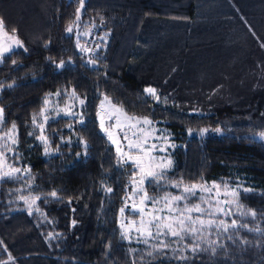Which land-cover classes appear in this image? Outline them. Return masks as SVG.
Masks as SVG:
<instances>
[{"label":"trees","instance_id":"trees-1","mask_svg":"<svg viewBox=\"0 0 264 264\" xmlns=\"http://www.w3.org/2000/svg\"><path fill=\"white\" fill-rule=\"evenodd\" d=\"M38 1L34 6L36 0H0L4 28L9 33L15 29L13 34L23 43V48H14L0 61L2 125L15 123L14 165L29 170L27 175L0 180V264H264V232L248 230L264 229V139L259 137L264 132V35L249 36L246 43L222 44L220 39L215 42L217 38L197 40L200 32L194 29L196 24H203V31L208 25L233 29L238 19L231 16L245 13L244 7L236 0H85L76 21L79 0H47L43 28L32 38ZM69 25L72 33L66 31ZM81 29L104 37L99 42L106 45L103 55H88L96 60L94 65L77 47ZM132 29L136 33L132 51L118 66L111 51L121 49ZM154 33L159 38L155 46ZM160 40L174 43L173 47L160 46ZM187 40L193 42L188 51ZM237 50L243 52L231 59ZM168 57L185 58L184 67L190 71L202 66L208 75L217 70L222 75L204 77L200 83L192 79L190 97L183 93L172 100H156L144 93V86L162 82L171 90L177 86L169 69L166 75L153 73L165 69ZM143 61L140 73L142 68L136 65ZM180 67L179 62L174 64L173 74ZM229 72H241L244 78H230ZM54 92L59 93L60 104L69 95L85 103L79 118L48 119L45 154L44 144L36 139L33 117L37 118L45 96ZM102 96L127 115L147 117L169 132L174 148L168 178L249 188L252 191L240 200L245 211H256L255 218L239 215L238 225L246 228L219 232L215 255L208 243L201 246L208 251L188 253L189 259L181 262L131 253L117 218L134 168L121 162L99 129L96 108ZM145 187L149 193L163 190L151 182ZM53 191L55 198L50 195ZM21 196L40 197L31 215Z\"/></svg>","mask_w":264,"mask_h":264},{"label":"rangeland","instance_id":"rangeland-1","mask_svg":"<svg viewBox=\"0 0 264 264\" xmlns=\"http://www.w3.org/2000/svg\"><path fill=\"white\" fill-rule=\"evenodd\" d=\"M41 1V5H38L37 9V15H38V19L36 21V23H34L32 26L34 31V36L32 35V38H36L38 36V31L41 32V29L43 28V24L46 20L45 18V13H46V9H47V0H40ZM43 2V3H42ZM236 2L238 3L237 6H242V8L244 7V11H246L245 13H238L237 16L235 17L234 15L231 16L233 18H236L238 20H236V25H233L234 27H232L233 29H224L222 28V31L220 30V27L218 26H214L215 28H212L211 26L208 25V27H205L204 31H203V24L198 25L196 24V26L194 27V29L198 28V32H200V35L195 36L196 39H200V40H204L209 38V40L212 39H216L215 42H217V40L220 39V41L222 42V44H232V43H246V40L249 39V36H257L259 34L264 35V0H236ZM27 3V1H26ZM25 3V4H26ZM39 3L38 0H36V2H33L34 6L37 5ZM16 6L19 5V3H14ZM23 7V5H21L19 8H17V10L20 12V9ZM224 7V6H223ZM26 6L23 8V14L26 15L28 12L25 9ZM241 9V8H240ZM22 10V9H21ZM217 14H221L220 11H217ZM215 12V15H217ZM243 14V15H242ZM219 15H217L219 17ZM248 16L249 18H247L246 16ZM44 16V17H43ZM194 25V24H193ZM227 25V24H226ZM203 31V32H202ZM9 33V32H8ZM84 33H89V31H87L86 29H81L80 32L77 33V37L79 40V44L81 47L83 48H87V49H91V51H84L85 55H86V60L90 65H94L96 63V60H92L90 59L89 56L94 55V56H99L101 55L105 49H106V45H103V43H99L100 40H102L104 37H100V35L94 36L92 33L85 35ZM9 34H13V33H9ZM136 33L135 30H131L130 31V35H128L127 40L125 41L124 45L121 47V49H117L115 51H111L110 56L113 54H115L114 56H112V59H114V64H117L118 66L120 65V62L123 61V57L124 55L128 54L130 51H132L131 49V39H133L135 37ZM252 36V37H253ZM131 37V38H130ZM251 37V39H252ZM0 38H2V33H0ZM152 39V38H150ZM158 36L153 35V40H151V44L154 45V41L156 42L155 44L158 45L157 41H158ZM104 40V39H103ZM193 42L195 40L191 39ZM191 40H187L186 42V50L188 51L189 49H191V46L193 45V42ZM182 41V40H180ZM180 43V42H179ZM105 44V43H104ZM174 43H169V42H165L164 40H160L159 41V45L162 46L164 45L165 48L169 47H173ZM97 45H100L99 48H97ZM155 46V45H154ZM163 46V47H164ZM16 48V47H15ZM168 49V48H167ZM243 51H235L232 55L231 54V59L235 58V56L239 53H242ZM103 55V54H102ZM101 55V56H102ZM234 56V57H233ZM185 59V58H184ZM181 59V61H176V60H172L171 57H168L167 60L165 61V69H158L156 68L158 71H153V73L155 75H166L167 73L165 72L166 68L169 69V71L171 72V75H173L175 77L174 82L176 83V87L173 88V90H171V88H168L166 86L165 82H162V84H159L158 86H152V85H146L144 86L143 90L144 93L149 95L150 97L156 99V97H154L153 95L145 92V89L147 88H154L156 90L157 96H159L160 100H164V99H171L173 97H176L177 95L182 96L183 93H186L187 96H185L184 98L190 97L192 96V94H190L191 90L193 88H191V86H188V83L191 81L192 79L194 81H197V83H200L202 81H205V79H203L204 77H213V76H219L222 75L221 72H219V70H217L216 72H212V73H208L204 71V69L202 68V66L199 68V70L196 71H190L187 69V66L184 67L185 64V60ZM231 59L228 60V62L230 63ZM196 60V59H195ZM236 60V58H235ZM238 60V59H237ZM91 61H95V63H91ZM174 61H176L175 63H173ZM199 61V60H197ZM196 61V62H197ZM146 61L141 62V64H138L136 66H140V68L138 70H140V73H144V65H142L143 63H145ZM178 62L180 63L181 67L178 68V70L180 72H178L177 74H173V69H174V64H178ZM233 62V60H232ZM187 63V62H186ZM112 64L113 67L117 66ZM155 69V68H154ZM153 70V69H152ZM231 74V75H230ZM225 75V74H224ZM210 76V77H209ZM228 77H232L233 79H241L244 78V76L241 74V72H239L238 74H233L231 72L228 73L227 75ZM230 77V78H231ZM238 77V78H237ZM180 84L184 85L185 87H181ZM247 89L252 90V87H248ZM198 90V89H196ZM194 90V91H196ZM201 90V89H200ZM210 90V89H209ZM207 90L205 94H209L210 91ZM57 96L56 93H49L45 96V98L43 99V106L41 108V110L43 108H45V104L44 101L45 99H47L49 101L48 105H47V110L42 114L41 110L39 111L37 118H36V122L33 123L35 130L38 132L37 137L40 135V129L37 127L38 124H43L44 123V115H47L49 118L56 116L57 113H59V115H63L66 117H76L79 118L81 115V104H80V100L79 98H77L74 95H69L68 98L65 100V102L63 104L58 103L57 101ZM201 96V95H200ZM158 100V99H156ZM230 101H235L234 98H230ZM103 105V106H102ZM118 110H122L119 106L112 104L108 99H105V96H102L97 104V108H96V119L98 122V126L99 129L101 130V132L105 135V137L107 138V140L109 141V143L113 146V148L115 149L119 159L121 160V156L120 154L117 152V147H122L124 152H128L130 151L128 149V141L124 140V132H121L119 130V128L117 127V119L116 117L120 118V122L121 123H125V118H124V111H118ZM71 111L73 113H75L76 115H65L64 113ZM130 116V115H128ZM111 117V118H110ZM101 119H103L104 121V125H105V130L101 129ZM12 125H9L7 127L3 126L2 123H0V137H4V139H0V146L4 145L6 142L14 149L15 146L17 145V143L15 145H11L10 141L7 140V136L6 134L9 132V130L11 129ZM140 129H143V133H147L146 139H147V144L145 145V147L147 148H151L152 145L156 146L157 150H154L152 152V155L157 157V159L160 158H167V159H171L172 161V165H173V159L171 156V151L174 148V143L171 140L170 134L169 132L164 129L163 127H161L160 125H158L155 122H152L150 125H145L143 123H141L140 125L137 126ZM111 131L113 138L118 140V143H113L111 140H109L108 135H107V131ZM136 129H132V131H135ZM125 131H128V129L126 128ZM143 133H141V137L144 138ZM128 135L129 137H131V131H128ZM36 137V139H37ZM16 139H17V135H16ZM40 141V140H39ZM173 145V146H170ZM161 148H165L166 151H159V149ZM6 155H7V165H12L14 167H18L16 165H14V160L12 158L13 153L12 152H7V150L5 149ZM15 152V149H14ZM133 155H137V150L132 149L131 150ZM128 163H131L133 168H134V173H137L136 175V180H139V174L137 172V169L134 167L132 161H129ZM172 167V166H171ZM168 168L166 171L171 169ZM9 168L8 167H4L2 169V171H8ZM133 173V174H134ZM133 174H132V178L129 180L128 182V187H127V191H126V195L124 198V204L121 208L125 207V200L127 199L128 196L132 195L133 192V187L135 186L133 184ZM21 175V173H20ZM168 175L165 172V178L164 180H162L161 182L157 183L156 181H151V183L155 186L156 189H163L162 191H158L155 193H148V195L150 197H153L155 199H160L161 197L170 194V195H183V187L185 185L187 186H191L193 184L196 185H202L204 187L207 188H212L213 184H218L220 185V189H219V195H216V191L214 190L213 193L210 195L209 193L206 192H200L197 191V195L195 197H189L187 203L189 204H195V203H200L201 207L203 208H208L207 204H204L201 202L200 197H204L205 199H211L213 203H215V201L217 199H219L222 203L221 206L227 208L228 206L223 204V201L225 200H230L231 196H226L225 195V188L224 185L225 184H221L220 182H216V181H195V182H185L183 180H174V179H170L167 177ZM149 181H146L145 184L142 186L145 190H146V183ZM172 182L175 183H179L180 184V188H174L171 186ZM229 189L231 188H235L237 186L236 185H228ZM172 188V189H171ZM147 191V190H146ZM139 200H140V195L137 194L135 197V200H128L127 203L129 206H131L133 203H136L137 205H139ZM184 202H180V206H183ZM26 207L29 206L28 204H25ZM153 207L155 208H163L164 207V201L161 200V202L155 206H153L151 204V202H147L146 206H145V215L143 216V219L147 220L150 217L147 215L148 212H151ZM240 211H245L244 209H241ZM232 213L233 215L225 217L222 215H217L215 217V219L217 220V222L220 219H224L228 222H230L231 220L235 219L236 217H238L239 211L237 210V208L235 206L232 207ZM163 215H168L167 210H165V212L163 213ZM193 217L200 215V213H192ZM204 219H209L210 217L205 215L203 217ZM124 221L126 224H128L131 221H135L137 224L140 222L141 220V216L140 214H138L135 211H132L129 208L125 209V213L122 216L119 210V214H118V218H117V224L119 227V233L121 235V231L122 229L120 228V223L121 221ZM236 220V219H235ZM197 227H199V225H197ZM135 226H132V229L130 230V239L125 240V242L128 243L129 246V250L130 252H141L144 256L149 257L147 255V252L149 250H151L147 245L143 244V243H138L137 242V236L138 233L134 230ZM154 231V229H153ZM218 234L217 230L215 229H210V230H206L204 235L206 237L205 241L201 242V246L205 245L207 243V240H211V241H215V236ZM160 239L162 240H166L167 242H169L171 244L172 248H176L179 245L172 243V241L174 240V238L172 237H161ZM150 243H156L155 240L150 241ZM185 243H190V240L185 241ZM188 253H191L190 251H184L183 253H179L177 252L175 255H188ZM153 259L155 258H159V259H164L169 261L173 260L175 262H181L180 260H176L173 258V253L171 252V250L167 251V255L166 256H161V255H154L153 257H151Z\"/></svg>","mask_w":264,"mask_h":264},{"label":"snow or ice","instance_id":"snow-or-ice-1","mask_svg":"<svg viewBox=\"0 0 264 264\" xmlns=\"http://www.w3.org/2000/svg\"><path fill=\"white\" fill-rule=\"evenodd\" d=\"M80 7L77 8L76 21L80 20L81 11L84 9L85 0H79ZM75 23V22H74ZM15 29L12 30V33H15ZM68 33H72L73 28L71 25L66 29ZM0 33H2V38H0V61H3L7 58V54L11 53L15 47L23 48L22 41L19 40L17 36L14 34H9L7 30L4 28V22L0 19ZM85 35L90 33H84ZM77 47L80 48L81 51H91V49L83 48L80 44H77ZM100 45H97L99 48ZM264 47V45H262ZM26 51V49H25ZM16 62L13 61V64ZM91 63H95V61H91ZM64 62L61 61L59 66H63ZM11 87V85H9ZM145 92L153 95L156 99H159L157 96L156 90L154 88H147ZM59 95V93H56ZM107 99V97H105ZM49 101L45 99L44 104L45 108L41 110L43 114L47 110V105ZM85 101L83 99L80 100V104L83 105ZM103 106V105H102ZM122 111V110H118ZM65 115H76L75 113L68 111L64 113ZM59 115V113H57ZM125 123L120 122V118L117 119V127L121 132H124V140L128 141V149L130 151L124 152L122 147H117V152L121 156L122 163H128L132 161L134 167L137 169L139 174V180H136L137 173L133 174V187L132 195L128 196L125 200V207L120 209V213L123 216L125 213V209L129 208L132 211L137 212L141 216L140 222L137 224L135 221H131L126 224L123 220L120 223L121 238L128 240L130 239V230L132 226H135V231L138 233L137 242L143 243L147 245L151 250L147 252L149 257H153L154 255L166 256L167 251L171 250L173 253V258L180 261H187L189 259L186 255H175L177 252L183 253L184 251H190L194 255L201 251H208V248H202L201 242L206 240L204 235L206 230L215 229L217 232L227 233L229 229H236L238 227L246 228V224H239L237 220L233 219L230 222L220 219L218 222L215 219L217 215H222L225 217L233 215L232 207L235 206L239 211L240 215H250L253 218L257 215L255 210L248 211H240L244 208V205L241 203L240 197L243 193H247L252 191L249 188H244L242 185H237L235 188L229 189L227 184L224 185L225 195L231 196L230 200L223 201V204L228 207L225 208L221 206V201L217 199L215 203L212 202L211 199H205L204 197H200L201 202L208 205V208L201 207L200 203L189 204L187 203L188 198L195 197L197 195V191L206 192L210 195L213 191H216V195H219L220 185L213 184L212 188H207L202 185L193 184L191 186L185 185L182 189L183 195H170L167 194L161 197L159 200L153 197H150L147 191L142 187L146 181H156L157 183L161 182L165 178V172L168 168L172 166L171 159L160 158L152 155V152L156 149L155 145H152L151 148L145 147L147 144V133H143V129L138 128L137 126L141 123L145 125H150L152 123L147 117H135L128 116L127 113H124ZM111 118V117H110ZM49 117L44 115V123L38 124L37 127L40 129V135L37 137L44 144L45 154L49 153V142L48 137L44 135L45 124H47ZM4 122V109L0 108V123ZM36 122V118L33 117V123ZM83 123V120L80 121ZM101 129L105 130V125L103 119H101ZM71 127V125H69ZM131 131V137L128 135V131ZM132 129H136L132 131ZM107 131V130H106ZM207 129H202L201 132H207ZM216 132H220V129H215ZM191 133V130H189ZM141 133H143L144 138L141 137ZM29 135L33 133L29 132ZM17 129L15 123L12 124L11 129L6 134L7 140L10 141L11 145H15L17 143L16 139ZM107 135L109 140L113 143H118L117 139L113 138L112 132L107 131ZM260 139H264V132L259 133ZM0 139H4V137H0ZM85 144V141H81ZM173 146V145H170ZM174 147V146H173ZM12 152L15 155L14 149L6 142L4 145L0 146V180H10L13 178H18L17 174L23 173L27 175L28 169H21L19 167H14L12 165H7V155L5 152ZM137 150V155H133L131 150ZM159 151H166L165 148L159 149ZM4 167H8V171H2ZM174 188H180L179 183L172 182L171 184ZM108 192H112V188L107 189ZM140 195L139 205L133 203L131 206L128 205V200H135L136 195ZM52 197H57V192L53 191L50 193ZM21 200H23L29 206V214L31 215L32 208L36 204L38 200H40L39 196L30 198L29 196H21ZM161 200L164 201L163 208H155L153 207L151 212H148L147 215L150 217L149 219H143L145 215V206L147 202H151L153 206L159 204ZM180 202H184L183 206H180ZM167 210L168 215H163V213ZM38 211V209H37ZM200 213V215L193 217L192 213ZM207 215L210 218L204 219L203 217ZM76 222L73 221V225ZM199 225V227H197ZM154 229V231H153ZM249 231H261L264 232V229H248ZM161 237H172L174 240L172 243L179 245L176 248H172L171 244L166 240L160 239ZM190 240V243H185V241ZM228 239H232L231 236ZM155 240L156 243H150V241ZM246 242V241H245ZM2 243V242H0ZM209 248L213 255L216 254V241L207 240ZM219 247H223V245H219ZM9 260L13 258L9 255Z\"/></svg>","mask_w":264,"mask_h":264}]
</instances>
